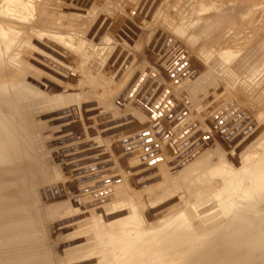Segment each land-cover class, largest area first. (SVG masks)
<instances>
[{"label":"bare ground","instance_id":"bare-ground-1","mask_svg":"<svg viewBox=\"0 0 264 264\" xmlns=\"http://www.w3.org/2000/svg\"><path fill=\"white\" fill-rule=\"evenodd\" d=\"M142 1L136 6H131L133 3L124 6L123 12L112 16L100 15L101 10L94 22H90L91 26L86 21L89 25L86 32L85 21L83 24L81 20L71 22L69 16L72 15L66 9L67 15L51 11V16L69 17L70 22L64 26L70 31L67 30L64 37L58 36L61 31L54 30L55 34H46V31L30 37L28 46L22 40L16 47L15 57L26 64L24 71L28 74L24 77L22 74L9 76L0 69V264H183L180 260L184 259L162 256L163 251L151 247L149 241H200L199 253L191 252L189 256L201 258L206 264H258L262 258L264 181L260 183L256 176L246 174L250 168L256 170L257 164L253 161L264 155V125H259L262 117L259 110L254 113L249 107L245 88L241 92L244 104L238 100L239 94L233 95L236 100L232 108L227 106L226 99L222 104L213 99L215 94L224 99L223 92L217 94L216 88L221 84L229 87L228 80L235 76H238L234 80L237 87L242 80L250 84L256 82L258 87L264 60L251 57L253 60L242 65L245 54L237 44L253 34V30L252 33L247 30L256 25L259 7L242 3L243 0H229L219 5L209 4L208 0H191L188 13L177 21L167 13L168 0H152L148 7L149 0ZM9 11L15 12L11 7ZM86 14L82 13L83 17ZM6 15L7 10L0 12V16ZM162 17L174 20L173 30L180 43L171 39L172 28L169 31L159 27ZM53 24L57 26L56 22ZM0 27V48H4L10 43L5 42V30ZM81 29L85 32L82 35ZM44 35L50 39L49 49H44L42 42L36 45ZM183 41L198 52L208 53L212 66L204 68L199 57L185 50L188 46L185 48ZM176 44H179L178 50L169 55ZM247 45L259 57H264V34L254 44ZM164 47L167 51L162 54ZM88 49L102 57L98 72L92 70L91 57L84 53L90 52ZM118 49H122L121 53ZM30 50L25 60L24 55ZM178 51L183 52L175 56ZM78 52L83 54H79L82 60ZM35 53L39 57L36 54L37 59L31 63ZM166 56L169 57L163 61ZM177 61L181 63L175 64ZM250 62L254 63L253 72ZM37 63L47 66V70H57L60 76L54 73L52 76V70L48 73ZM83 66L86 69H82ZM244 66L247 73L240 76L236 71ZM191 70L194 72L189 74ZM37 75L61 86L79 82L85 90L91 89L90 93L94 89L95 95L85 92L74 96L53 91L38 83L34 79ZM179 96L185 100L183 106H180L182 103L174 105ZM185 111L187 117L182 114ZM238 115L242 118L233 126L236 122L232 120ZM249 120L250 123L243 124L232 135L241 122ZM193 137L195 139L185 145ZM72 146L91 150L98 158L83 163L77 160L80 164L72 167L69 163L74 159L70 157L54 164L53 159L65 155L64 151H48ZM157 149L162 150L159 156L155 153ZM102 150L109 153L105 161H99ZM202 150L206 152L197 156ZM50 154L51 159L44 158ZM166 157L176 163H162ZM42 160L47 165L50 162L48 170L39 165ZM104 164H113L111 175H105ZM54 165L56 168L52 170ZM252 174L258 175L260 171ZM114 177L119 178L116 180L120 186L128 188V181L132 180L141 190L135 195L137 198L130 195L131 191L135 194L134 190L122 192L124 196L120 200L124 210L120 214L125 213L127 217L123 214L121 219V215H113L109 210L101 213L95 209L88 214L91 217L79 215V209L66 215L54 201V195L60 190L58 183L70 198L84 188L106 185L105 182ZM52 179L53 182H49ZM153 180L155 183L148 185ZM118 191L115 189L113 195L111 192V197L101 204L108 200L116 203ZM145 197L164 224L159 223L156 231L136 229L133 232V227L144 221L143 214V220L139 219L136 207H140L139 212L148 209L147 200L141 202ZM129 199L137 205L129 203ZM53 206L58 209L53 208L49 214L41 213L43 207ZM171 209L167 216L162 215ZM214 211L219 213V218L195 230L192 216L202 218L201 214ZM65 219L69 222L61 225Z\"/></svg>","mask_w":264,"mask_h":264},{"label":"rangeland","instance_id":"rangeland-1","mask_svg":"<svg viewBox=\"0 0 264 264\" xmlns=\"http://www.w3.org/2000/svg\"><path fill=\"white\" fill-rule=\"evenodd\" d=\"M44 1H46V2H44ZM55 1H58L59 2V4L56 2L55 3ZM71 1V0H70ZM70 1L68 0H66L65 2L69 5L68 7L66 6L67 4H65V2H64V0H62L61 1V4H60V0H51L50 2L48 1V0H0V12L1 11H6L7 10V15L6 16H0V26H2L3 28H4V30L5 31H3V34H4V36H6V40H5V42L6 43H10L9 45H7L6 47H4V48H0L2 51L0 52V69H2L5 73L7 72L8 73V75L9 76H12V75H15V76H18V75H21L22 74V77H24L26 74H28L27 72L25 73V71H24V68L26 67V64L25 63H20V61H18L17 59H16V57H15V52H16V50H17V48H18V46L17 45H21L20 43H21V41L23 40V42H24V44H25V46H28V45H30L29 44V42H30V37H33V36H39V35H41V34H44V33H46V31H47V33L46 34H55V31H56V33L58 32H62L63 31V33H59L60 35H58L59 37H61L62 35V37H64L65 35H64V33H67V30H68V32L70 31L69 30V27L68 28H66V30H65V27L66 26H64L66 23H69L70 21H69V19L71 20V22H74V23H79L80 22V20H81V22L80 23H82L83 24V22H84V24L83 25H85V26H83V28L85 29V32L88 30V28H89V23L90 22H94V20L98 17V14L101 12V10H102V13H100V15L101 14H105V15H116V14H118L120 11L121 12H123L124 11V9H125V7H127L128 5H131L132 3V5L131 6H136L137 5V3H138V1L139 0H112V2L110 1V0H93L92 1V3L90 4L91 6H89V7H93L92 9L91 8H89V7H83L82 5H77L76 3L74 4V2L73 1H71V3H70ZM129 1V2H128ZM144 1V0H143ZM142 1V2H143ZM152 1V0H151ZM242 1V0H241ZM43 2H44V4H43ZM49 2V5H48V7H46L47 6V3ZM54 2V4L52 5L53 7H51V3H53ZM95 3V5H97L96 6V8H95V5H93L94 3ZM178 2V3H177ZM223 2H229V0H208V3L209 4H212V5H219V4H221V3H223ZM251 3V5H255V6H257V7H259V9L257 10V14L255 15V18H256V20H257V22H256V25L255 26H253L251 29H249V30H247L248 31V33H252L253 32V34L251 35V34H249V37H247L244 41H243V43H239V44H237L238 46L237 47H242L241 48V51H243L244 52V54H245V56H244V62L242 63V65L245 63V62H247V61H251V60H253V58H260L261 59V61L262 60H264V57L262 56V57H259L260 55H258V53H256L255 51H253V50H250V47H249V49H248V45L247 44H254L255 43V41L257 40V38H259L261 35H263L264 34V0H243V2L242 3ZM111 3V4H110ZM113 3H115V4H113ZM55 4H58V5H55ZM135 4V5H134ZM179 4V5H178ZM44 5V6H43ZM62 5H65V6H62ZM71 5V6H70ZM93 5V6H92ZM106 5H108V7H106ZM190 5H191V0H168L167 1V7H166V10H167V13L169 14V15H171V17H175V19L178 21L179 19H181L184 15H186L188 12V10H189V7H190ZM58 6V7H57ZM82 6V7H81ZM125 6V7H124ZM176 6V7H175ZM10 7H11V9L13 8L14 9V15H16V17L13 15V14H11L12 12H10L9 10H10ZM59 7H61V8H63V9H61V8H59ZM66 7V8H65ZM103 7H106L105 9H102ZM178 7H182V8H179L178 9ZM52 10H51V9ZM56 8V9H55ZM59 8V9H58ZM67 8H71L72 10H74V8H75V11H72L71 9H69L70 11H72V12H70ZM78 8H79V10L80 9H82V10H80V12H81V14L78 12L79 10H78ZM86 8V9H85ZM89 8V9H88ZM187 8V9H186ZM9 9V10H8ZM45 9H47V10H45ZM67 10V12H69V14L70 15H72V16H69V17H64V19H63V17H57V16H51L50 15V13L49 12H51V11H53V13L54 12H57V13H61V14H65V15H67L68 13L66 12V10ZM121 9H123V11L121 10ZM54 10H57V11H54ZM58 10H59V12H58ZM78 10V11H77ZM127 10V9H126ZM63 11V12H62ZM66 13H65V12ZM83 11H85V12H83ZM91 13H89V12ZM169 11V12H168ZM76 12H78V13H76ZM86 12H88L87 14H86ZM71 13H73V14H71ZM82 13H83V15L84 14H86L87 16H85V17H83V15H82ZM115 13V14H114ZM184 13V14H183ZM9 14H11V15H9ZM76 14L77 15H79V16H76ZM45 15V16H44ZM82 15V17H80ZM88 15H89V17H88ZM94 15H96L95 17H94ZM173 15V16H172ZM230 15V14H229ZM76 16V17H75ZM74 17V18H73ZM79 17V18H78ZM59 18V19H58ZM67 18V19H66ZM69 18V19H68ZM74 20H73V19ZM85 19V20H83V19ZM45 19V20H44ZM57 21H56V20ZM77 19V20H76ZM79 19V20H78ZM170 19V20H169ZM169 19H165V18H160L159 19V21L158 22H160V24H159V27H163V28H165L166 27V29L168 28L169 29V31H171L170 29L172 28V37H171V39L173 40V42H178L177 40H179V43H180V38L179 37H176V34L174 33L175 31L173 30V26H175L176 27V25H175V22H173L174 20H172L171 18H169ZM60 20H62V21H60ZM171 20H172V23H170L171 22ZM53 21V22H52ZM86 21L88 22V24L86 23ZM52 22V23H51ZM56 22V25L57 26H55L54 27V24L53 23H55ZM166 23V24H165ZM86 25H88V26H86ZM92 24L90 23V26H91ZM64 27V30L62 29ZM0 29H1V27H0ZM53 30V31H52ZM55 30V31H54ZM253 30V31H252ZM48 31H49V33H48ZM53 33H52V32ZM66 31V32H65ZM163 31L164 30H162V29H160L159 30V32H161V33H163ZM252 31V32H251ZM51 32V33H50ZM80 32V34L82 35L83 33H85V32H83V29H81V31H79ZM83 32V33H82ZM69 34V33H68ZM28 36V37H27ZM45 36V35H44ZM42 37L43 39H40L39 38V40H41L40 41V43H39V41L37 40V42H36V45H39V44H41V42H42V45H43V48L45 49V47L47 48V49H49L48 47V43L50 42V39L49 38H46V36L45 37ZM66 36H67V34H66ZM26 38V39H25ZM229 39H230V35H229V37H228ZM29 40V41H28ZM166 41V40H165ZM164 41V42H165ZM28 42V43H27ZM173 42L171 41L170 43H172L173 44ZM184 42V41H183ZM187 42H188V39H187ZM38 43V44H37ZM169 43V44H170ZM185 44V48L188 46V48L187 49H185V50H187V52L188 53H190V54H193V55H195V56H197V57H199L200 59H201V61H202V63L205 65H203L202 64V66L205 68V67H211L212 65H211V62H210V59H209V57H208V53L206 54V53H202V52H198V50L196 49V48H193L189 43H186V42H184ZM181 44H182V41H181ZM13 45H14V47H13ZM178 45L179 44H176L171 50H170V54L169 55H171L175 50H178L177 48H178ZM167 46V42H166V45H165V47ZM232 46H233V44H232ZM17 47V48H16ZM165 47L162 49V54H165L166 53V51L167 50H165ZM247 47V48H246ZM42 48V49H43ZM169 48V45L167 46V49ZM175 48V49H174ZM246 48V49H245ZM190 49V50H189ZM90 52H84V53H86L87 55H90V61H92L93 62V64H92V70L94 71V72H98V70L101 68V64H102V62H101V60H102V57H99V55L98 54H96V53H93L90 49H88ZM119 50V52L121 53V51H122V49H118ZM117 50V51H118ZM31 51L32 50H30V51H28L25 55H24V58H25V60H27L28 59V57H29V55L31 54ZM92 52V53H91ZM165 52V53H164ZM183 52V51H182ZM182 52H180V51H178L177 53H176V55L175 56H177V54L178 53H182ZM193 52V53H192ZM249 52V53H248ZM76 54H77V51L75 52ZM128 52H126L125 54H127ZM252 53V54H251ZM256 53V54H255ZM38 55V53H35L34 54V56L35 55ZM83 55V54H81V53H79L78 52V58L79 59H81L82 57L80 56V55ZM94 56H93V55ZM199 56H198V55ZM202 54H203V56H202ZM128 55V54H127ZM76 56V55H75ZM188 56V55H187ZM38 57H39V55H38ZM93 57V58H92ZM127 57V56H126ZM169 56H166V57H164V59H163V61H166V59L168 58ZM189 57V56H188ZM251 57H253V58H251ZM96 58H98V59H96ZM205 58V59H204ZM208 60H207V59ZM34 59H37V57L35 56L33 59H31V63H34L33 61H34ZM100 59V60H99ZM82 60V59H81ZM83 61H85L84 59H83ZM180 61V60H179ZM255 61V60H254ZM181 62H178L177 61V63H175V64H180ZM184 64V66L185 67H187L186 66V64H187V62L185 61V62H183ZM191 63V61H188V64H190ZM255 63H257V61H255ZM38 65H39V63H37ZM175 64H173V66L175 67ZM54 65H55V63H54ZM89 65V64H88ZM182 65V64H181ZM40 66V65H39ZM177 66V65H176ZM43 67H44V69L45 70H47L46 68H47V66H44V64H41V66H40V68H42L43 69ZM46 67V68H45ZM185 67H183L184 69H185ZM245 68L243 69H241L240 68V70H238V71H236V73H240V76H242V75H244V74H246L247 72H246V66H244ZM248 67V66H247ZM27 68V67H26ZM249 68H253V70H251L252 72L254 71V63H251L250 62V64H249ZM23 69V70H22ZM81 69V68H80ZM79 69V70H80ZM82 69H86V67H84L83 66V68ZM82 69H81V71H82ZM183 69V70H184ZM6 70V71H5ZM52 69H48L47 70V72L49 73V71H51ZM206 70V69H205ZM57 71V70H56ZM56 71H53L52 70V73L50 72V74L52 75L53 73L54 74H57L58 75V73H56ZM59 71V70H58ZM6 73V74H7ZM139 74V73H138ZM82 76H84V74H83V72H82V74H81ZM30 76V75H29ZM38 76V75H37ZM52 76H54V75H52ZM58 76H60V74L58 75ZM236 77V76H235ZM233 78V80H228V82L230 83L229 85V87H226V85L225 84H221V85H219V86H217V88H216V91L218 90V92H216L217 94L219 93V92H223V94L225 95V97H224V99H219L220 98V95H217V96H215V95H213L214 96V101L215 102H217L218 101V103L219 104H222V103H224V101H225V99H226V103H228V105L227 106H230V108H232L231 107V104L232 105H234L235 104V101L234 100H236V96H234V99H233V95L234 94H239V96L240 97H237L238 98V100H240V101H242V100H245L244 98H242L241 96H242V93L244 92V88H245V94L247 95V98L249 99V102H250V108L251 109H253V112L254 113H256L257 111H256V109L257 110H259L260 111V115H261V117H262V122L261 123H259V125L261 124V125H264V71H261V75H260V77H259V82H258V87H257V85H256V82H254V83H247L245 80V82L242 80V84L239 86V87H237L238 85H235L236 83L234 82V80L235 79H238V76L236 77V78ZM38 83H40V84H45V85H47V86H49V87H51L52 89H53V91H58V92H66L67 94H70V95H74V96H80L82 93H83V95L85 94V92H86V94H89L90 93V91H91V89H87V90H85L84 89V87H82L80 84H79V82L78 83H73L74 85H65V86H61V85H59V84H56V83H53V82H49L48 80H46L45 79V77H43V76H38V77H36V78H34ZM63 81V80H62ZM135 82V81H134ZM133 82V83H134ZM217 82V81H216ZM249 82V81H248ZM244 83H246V84H244ZM216 84V83H215ZM130 85H131V83H130ZM63 88V89H62ZM79 90V91H78ZM83 92H82V91ZM90 90V91H89ZM94 90V89H93ZM93 90H92V92L90 93V94H94L95 95V92H93ZM240 90V91H239ZM87 91H88V93H87ZM248 91V92H247ZM69 92V93H68ZM77 92H81V93H77ZM242 92V93H241ZM72 93V94H71ZM92 94V95H93ZM123 97V96H122ZM180 97V96H179ZM177 98V100H176V102L174 103V105L175 106H178L179 104H181L182 102L185 104V100H183L184 98H182V97H180V98ZM221 98H223V97H221ZM181 99V100H180ZM209 99H211V98H209ZM183 100V101H182ZM230 100H231V102H230ZM183 103L180 105V106H183ZM217 103V104H218ZM242 103L244 104V102L242 101ZM216 104V103H215ZM241 104V103H240ZM226 106V107H227ZM239 108H240V106H239ZM253 113V114H254ZM183 115L184 114H186V111L185 112H183L182 113ZM256 115V114H255ZM184 117H187L186 115H184ZM190 117H192V116H190ZM189 117V118H190ZM236 118V117H235ZM249 118V117H248ZM192 119H193V117H192ZM250 119V118H249ZM233 121V120H232ZM239 121V120H238ZM237 121V122H238ZM237 122L236 123H234L233 124V126L235 125V124H237ZM251 122V120H249L247 123H246V125L248 124V123H250ZM242 123V122H241ZM172 125L173 124H171V127H172ZM232 126V127H233ZM252 126H254V128H255V125H253L252 124ZM125 131H126V129H124ZM189 130V129H188ZM120 131H123V130H121L120 129ZM124 131V132H125ZM237 133V132H236ZM235 133V134H236ZM129 134H133V133H129ZM234 136V135H233ZM169 141V140H168ZM156 145L157 146H159L158 145V143H156ZM80 146V145H79ZM84 147H86V145L84 146ZM153 148V147H152ZM60 149V147H57V149L56 150H53V151H48V152H50V153H53V152H59V151H64V153L63 154H65V155H58V157L56 156V158H54L53 159V161L55 162V160H56V163H54V164H58V163H61V162H64L65 160H66V158L67 157H70L71 158V160H73L74 159V161L72 162V163H69V166H71L72 167V165L73 166H75L76 164H80V163H83V162H85L87 159L88 160H90V159H95V158H98V157H95V156H93V154H91V150H89L88 151V149L86 150L87 152H89V153H87L85 150H79L80 149V147H78V146H72V147H68V149H65V150H59ZM203 151V150H202ZM227 151V150H226ZM81 152H83V153H81ZM101 152H103V156H100L99 158V161H102V159L105 161V160H107L108 159V157H109V153H106L105 152V150H102ZM204 152H206V151H203V152H200V153H198L197 154V156L198 155H201V154H203ZM227 152H230V151H227ZM80 155H79V154ZM155 153H156V155L157 156H159V155H161V153H162V150L161 149H157L156 151H155ZM82 154V155H81ZM85 154V155H84ZM87 154V155H86ZM65 156V157H64ZM51 157V154H50V156H48V155H46L44 158H46V159H51L50 158ZM91 157V158H90ZM59 158V159H58ZM62 158V159H61ZM188 159H190V157L188 158ZM62 160V161H61ZM77 160L78 161H80V163L79 162H77ZM87 160V161H88ZM67 161V160H66ZM98 161V160H97ZM44 161L42 160V163L40 164L39 163V165L41 166V167H44L45 168V170H48V165H51L50 164V162L48 163V165H47V163H43ZM166 162H169V163H171V164H173V163H176V162H172V160L170 159V157H166L165 159H164V161L162 162V163H166ZM246 162H249V161H246ZM74 163V164H73ZM253 164H257V167H256V170H259L260 171V174H258V175H253L252 174V172L254 173L256 170L255 169H252V168H250L248 171H246V174L248 175L247 177H252V176H256L257 177V180H259L260 181V183L262 182L263 183V181H264V155H262V156H259V158L257 159V160H254L253 161ZM110 165L112 166V167H110ZM110 165H106L105 166V164H104V171L105 170H107V171H105L106 173H105V175H111L112 174V172H111V169L113 168V164H110ZM258 167H260V168H258ZM56 168V165H54L53 166V169L52 170H54ZM179 169V168H178ZM43 178H44V175L42 174L41 175ZM64 176V175H63ZM65 176H66V174H65ZM65 178V177H64ZM115 178V179H114ZM113 179L111 178V179H108L106 182H105V184L106 185H104V183H102V184H97L95 187L93 186V188L91 187V188H89V187H87V188H84V189H82L83 191H81V193L80 192H78V193H76L74 196H76V197H68V196H70V194L68 193L67 195H66V193H65V191L63 190V189H61L62 188V186L63 185H61V184H59L58 183V185L57 186H59L60 188H58V189H60V190H58V192L54 195V198H55V200L54 201H56L57 203V205L59 206V208H62V209H64V211H66V215H68V212L70 211V212H72V211H74V209H79L80 210V212L81 213H79V215H87V217H91V216H89L90 214H92L91 212H93L94 211V209L96 210V212H101V213H104L105 211H107V210H109L111 213H113V215H116V216H120L121 214L120 213H122L121 211L122 210H124L123 208H122V206H121V203L123 202V201H121L120 200V197H123L124 196V194L122 193V192H129V191H131V190H134V192H135V194L134 193H132V191H131V193H130V195L131 196H134L135 198H137V196H135L136 194H139L138 192H140L141 190L139 189V187L138 186H136L135 185V183L132 181V180H130V181H128V182H130V183H128V188L125 186V185H119L118 184V179H117V177H114ZM117 179V180H116ZM142 179V178H141ZM113 180V181H112ZM114 180H116V184H115V181ZM128 180V179H127ZM155 180V179H154ZM151 181L148 185H150V184H152V183H155V181ZM159 180H160V178L158 179V177H157V179H156V181L157 182H159ZM182 180V179H181ZM112 182V185H111V183L110 182ZM132 181V182H131ZM49 182H53V179H52V181H49ZM52 184H54V183H52ZM107 184H108V186H107ZM134 186H133V185ZM215 184H216V187L218 186V183H216L215 182ZM61 185V186H60ZM110 185V186H109ZM115 185H117L116 187H115ZM147 185V186H148ZM107 186V187H106ZM146 186V185H145ZM115 187V188H114ZM118 187V188H117ZM139 190H138V189ZM146 187H144L143 189H145ZM115 189L116 190H120V191H118L117 192V194L119 195L118 197L116 196V203H111L109 200H108V202L107 203H105V204H101V203H103V202H106L107 201V197L109 198V197H111L110 195H111V192H112V195H113V191H115ZM127 189V190H126ZM129 189V190H128ZM142 189V190H143ZM95 190V191H94ZM71 192V191H70ZM99 192H102V193H104V194H102L101 196H99V194H97V193H99ZM120 192V193H119ZM58 193H60V194H58ZM122 193V194H121ZM123 195V196H122ZM55 196H57V197H55ZM127 197V196H126ZM76 198V199H75ZM147 200V201H146ZM176 200V199H175ZM146 201V203H145V205H146V207L148 208L146 211L144 210L143 212H139V210H140V207H136V210L138 211V216H139V219H142V216H141V214H143L144 215V221L143 222H140L138 225H137V227L135 228V227H133V232H135L136 231V229H138V230H141V231H146V230H148V232L149 231H156V230H159V228H160V226H158V224L160 223V221L161 220H159L158 219V216L157 215H155L157 212H156V210H152V205L149 203V201H148V199H147V197H145L144 199H142L141 200V202H145ZM128 202L129 203H131V204H134V205H137V203L135 202V201H133V200H131V199H129L128 200ZM120 205V207L118 208V206ZM141 205H142V203H141ZM140 205V206H141ZM164 206V205H163ZM48 209H46V207H43V209H42V214L44 213V214H49V212H50V210L53 212L54 210H53V208H57L58 209V207L57 206H53V207H47ZM93 209V210H92ZM152 210V211H151ZM172 210L173 209H171V210H169V211H166V212H164L162 215H164V216H167L168 214L167 213H170V212H172ZM149 211V212H148ZM152 212V213H151ZM89 214V215H88ZM124 215H125V217H127V214H125V213H123ZM121 215V219H122V217L124 216V215ZM165 214H167V215H165ZM213 214V215H212ZM154 215V216H153ZM152 216V217H151ZM194 216H196V217H194ZM194 216H192V218H195L194 219V221H193V219H192V223H193V226H194V228H195V230H201L205 225L206 226H208V225H210L211 224V222L212 221H215L216 219H218L219 218V213L218 212H216V211H214V212H209V213H207L206 215H204V214H201V216L200 217H202V218H199L197 215H195L194 214ZM124 218V217H123ZM149 218V219H148ZM215 218V219H214ZM149 221H148V220ZM157 220L158 222H156L155 220ZM66 221H69V219H65ZM143 220V219H142ZM150 220H151V222H150ZM202 220H204V222L202 221ZM208 221V223H206ZM209 221H211V222H209ZM263 222H264V220H263ZM202 223V224H201ZM206 223V224H205ZM160 224H164V223H160ZM200 224V225H199ZM259 225H261V222H260V224ZM203 226V227H202ZM261 226H263V228H262V230H261V237H262V239H264V223H262V225ZM19 233H21V229H20V231H19ZM63 233H65V230H63ZM65 234H67V233H65ZM6 235H8V233H6ZM21 241V240H20ZM74 241V240H73ZM78 241V240H77ZM150 243H151V247L153 246V247H156V248H158V249H160V250H162L163 252H162V256H165L166 254H167V256L168 255H172V256H175L177 259H184V260H180L183 264H206V262H205V260H203V259H201V258H196V256H189V254L191 253V252H195V253H199V250H198V247L200 246V244H198L200 241H149ZM205 242V241H204ZM219 242L220 241H214L213 243H216V244H219ZM71 243H73V242H71ZM261 252H263V256H262V258L260 259V261L258 262V264H264V241H261ZM192 255H194V254H192ZM186 257V258H185ZM192 258V259H191ZM66 262H68V260L66 261Z\"/></svg>","mask_w":264,"mask_h":264},{"label":"water","instance_id":"water-1","mask_svg":"<svg viewBox=\"0 0 264 264\" xmlns=\"http://www.w3.org/2000/svg\"><path fill=\"white\" fill-rule=\"evenodd\" d=\"M73 2H75L76 4H78V5H82V6H86V7H89L90 6V4L92 3V0H72ZM150 3H151V0H149V2H148V4H147V7H148V5H150ZM146 7V8H147ZM137 79L140 77V74H137ZM142 80V79H141ZM137 85H139V82L137 83ZM234 114V112H232V113H229V117L230 116H232ZM241 116H237L236 118H234L233 119V121H235V122H237L239 119L238 118H240ZM242 118V117H241ZM243 124H246L244 121L241 123V125L240 126H237L233 131H232V135H234L235 134V132L236 131H238L239 130V128L243 125ZM248 129H250V128H248ZM247 129V130H248ZM247 130H245V132L247 131ZM242 135V134H241ZM195 139V137H193L192 139H189L187 142H186V144L185 145H188L190 142H192L193 140ZM69 221H66V222H62V224L61 225H65V224H67ZM56 226H58V224L56 225Z\"/></svg>","mask_w":264,"mask_h":264}]
</instances>
